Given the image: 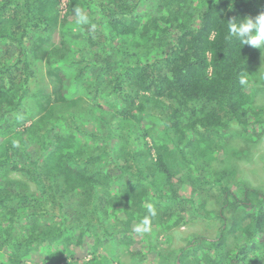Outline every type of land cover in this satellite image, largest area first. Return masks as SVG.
<instances>
[{
  "label": "trees",
  "instance_id": "1",
  "mask_svg": "<svg viewBox=\"0 0 264 264\" xmlns=\"http://www.w3.org/2000/svg\"><path fill=\"white\" fill-rule=\"evenodd\" d=\"M263 3L0 0V264H113L122 251L131 264H264V194L211 165L232 129L264 134L261 50L227 30ZM77 6L89 24H75ZM29 102L34 139L4 142ZM155 131L164 142L149 143ZM209 193L217 237L167 249L182 224L211 219ZM147 203L157 216L137 234Z\"/></svg>",
  "mask_w": 264,
  "mask_h": 264
},
{
  "label": "rangeland",
  "instance_id": "2",
  "mask_svg": "<svg viewBox=\"0 0 264 264\" xmlns=\"http://www.w3.org/2000/svg\"><path fill=\"white\" fill-rule=\"evenodd\" d=\"M212 0H201L203 5ZM262 2V1H261ZM201 4V5H202ZM264 4V3H263ZM264 6V5H263ZM124 45H130L133 39H123ZM135 44V41H133ZM264 52V51H263ZM40 64V63H39ZM43 67V65H40ZM256 86L252 91V107L257 111H264V54L260 53L258 59L254 63ZM46 75V72H45ZM47 76V75H46ZM43 84V83H41ZM52 86L47 90L50 91ZM29 106L33 109L23 113L26 118L24 125L18 127L19 119L16 120L15 126L10 127L6 133L2 132L4 142H11L19 140L24 137L29 140L34 139L35 130L39 128V116L37 115V106L33 102H29ZM35 115V117H34ZM25 131V132H24ZM231 138L223 144L222 152H218L219 157L211 164L214 169H234L236 171V178L242 182L246 187H251L261 191L264 194V134L256 141L247 138L240 133L239 129H232ZM164 142V136L160 132H152L149 143L160 144ZM14 178H18L14 176ZM162 179L158 178V184H162ZM207 208L212 210L210 214L211 219H199L192 224H182L178 229L170 233L171 240L167 244V249L176 251L179 247L188 243L190 239L196 237H204L207 239H214L217 237L220 223L214 218L215 212L219 210L217 199L211 194H208ZM161 242L165 237L162 235ZM233 239L230 240V246ZM116 260L113 264H131V259L124 251L113 254ZM58 253L51 256L50 262L47 264H55L57 262ZM86 264H110L107 257H97L95 260L86 262Z\"/></svg>",
  "mask_w": 264,
  "mask_h": 264
},
{
  "label": "clouds",
  "instance_id": "3",
  "mask_svg": "<svg viewBox=\"0 0 264 264\" xmlns=\"http://www.w3.org/2000/svg\"><path fill=\"white\" fill-rule=\"evenodd\" d=\"M76 17L75 24L77 26L87 25L90 23L89 16L84 10L77 6L74 8ZM94 28L95 25H92ZM227 30L230 36L239 39L242 45H250L256 49H264V12H261L254 19L252 17H244L237 22L235 19L227 22ZM264 54V52H262ZM251 74L247 71H241L238 77V83L242 88L251 85ZM147 214L140 217L133 225L132 230L137 234H146L152 231L153 218L157 216V209L154 204L147 203Z\"/></svg>",
  "mask_w": 264,
  "mask_h": 264
}]
</instances>
